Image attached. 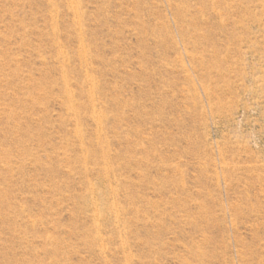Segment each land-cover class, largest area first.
<instances>
[{
  "label": "rangeland",
  "instance_id": "rangeland-1",
  "mask_svg": "<svg viewBox=\"0 0 264 264\" xmlns=\"http://www.w3.org/2000/svg\"><path fill=\"white\" fill-rule=\"evenodd\" d=\"M0 264H264V0H0Z\"/></svg>",
  "mask_w": 264,
  "mask_h": 264
}]
</instances>
